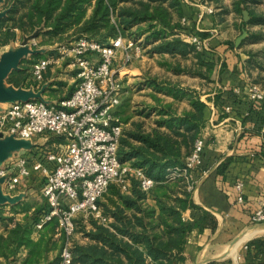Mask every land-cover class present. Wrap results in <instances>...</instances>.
Wrapping results in <instances>:
<instances>
[{
    "label": "crops",
    "instance_id": "crops-1",
    "mask_svg": "<svg viewBox=\"0 0 264 264\" xmlns=\"http://www.w3.org/2000/svg\"><path fill=\"white\" fill-rule=\"evenodd\" d=\"M209 4L215 11L197 19V14L206 10V4L202 0L183 3V15L188 18L186 26L205 33L202 37L208 49L199 51L193 46L185 54L153 52L148 66L134 62L126 70L123 64H118L124 67V96L122 94L114 111L122 117L128 109L131 110L128 116L124 114L125 121H122L123 136H126L128 132L140 129L150 132L160 128L170 132L172 127H180L184 114L192 109V98L199 96L206 103V123L200 132L205 147L200 163L190 174L195 183L193 199L200 208L187 210L184 216L192 224L205 213L207 217L202 230L193 227L190 231L184 251L185 260L176 264H203L205 259L220 256L228 249L231 253L217 261L230 259L232 264H264V259L255 258L252 252L249 254L247 247L252 239L264 238V228L251 219L252 212L264 199V101L250 99L247 92L251 84L264 87V0H209ZM245 9L250 14L247 21L243 14ZM88 11L91 13L92 8ZM244 29L247 36L237 45L236 40ZM147 37L145 34L138 39L145 49L154 48L159 40L147 41ZM37 38L42 39L41 36ZM21 39L24 38L19 31L17 40L4 46H9V51L16 50L10 45ZM90 54V57L98 58L96 53ZM65 55L62 53L56 59L51 57L56 65L50 64L47 78L33 89L39 99L47 101L45 97L49 96L52 99L47 101L49 104L56 105L69 96L78 82V70L67 68L74 65L75 60L69 64L64 61ZM159 56L161 60L156 61ZM204 62L212 63L213 67L208 69ZM73 82L75 86L67 95L48 94L53 88ZM235 88H240V91H235ZM25 89L30 90L29 87ZM10 103L7 102L8 105ZM25 143L30 155H35L34 161L45 152L60 149L64 140L55 134L42 133ZM46 163L53 165L49 161ZM126 163L132 165V162ZM36 173L42 172H34L33 175ZM42 175L46 180L45 174ZM31 176L22 177L19 183L23 185L17 193L9 194L16 201L6 202L8 204L3 207L5 215L14 214L12 206L17 205L19 210L26 207L29 210L14 214L16 220L22 221L43 204L42 198L32 196ZM24 178L28 184L22 182ZM240 180L244 182L242 203L237 201L239 190L236 184ZM149 201L154 203L152 199ZM3 230L4 226L0 224V232ZM246 233H250L248 238L234 250L240 240L233 245L232 242ZM33 236H39L36 228ZM88 240L86 238L82 242L87 243ZM26 254L25 247L20 249V261ZM50 257H53L52 253ZM1 260L6 261L4 258ZM8 262L12 264L10 260Z\"/></svg>",
    "mask_w": 264,
    "mask_h": 264
},
{
    "label": "trees",
    "instance_id": "trees-1",
    "mask_svg": "<svg viewBox=\"0 0 264 264\" xmlns=\"http://www.w3.org/2000/svg\"><path fill=\"white\" fill-rule=\"evenodd\" d=\"M183 3V0H3L0 46L16 41L19 31L23 38L41 36L42 42L64 35L69 39L86 37L109 42L119 34L135 39L146 34L147 41L159 40L154 45L155 52L185 54L194 45L179 33L192 32L194 28H183L175 18V14L179 18L183 15ZM90 8L92 12L88 16ZM143 24L147 26L141 28ZM32 56L34 58H23L21 67L10 73L11 84L29 87L27 71L31 65L26 62L32 64L39 54ZM204 65L208 69L213 67L212 63L204 62ZM191 103L192 109L184 114L180 127H172L170 132L160 128L150 132L140 129L123 136L121 160L144 168L146 174L155 179V186L149 192L143 191L135 176L131 177L129 191H122L118 183L111 182L99 203L112 219L109 224H103L89 217L90 227L82 230L89 240L87 243L74 241L72 264H176L185 260L190 231L193 227L202 230L207 217L204 212L194 224L185 220L187 210L200 208L193 199L195 183L184 175L169 176L170 168L184 166V157L193 150L206 123V103L199 96L192 98ZM150 199L154 203L146 202ZM4 206L0 204V224L4 226L0 232V264L4 263L1 258L12 264H59L63 247L59 242L63 238L56 236L58 220L46 222L39 236H33L35 224L48 210V202L37 206L33 215L22 221L16 220L14 214L28 208L19 210L17 205L12 206L14 214L5 215ZM23 247L27 254L20 261L18 253ZM247 247L249 254L264 259V238L252 239ZM56 248L59 253L51 258ZM207 264H232V261L214 260Z\"/></svg>",
    "mask_w": 264,
    "mask_h": 264
},
{
    "label": "built area",
    "instance_id": "built-area-1",
    "mask_svg": "<svg viewBox=\"0 0 264 264\" xmlns=\"http://www.w3.org/2000/svg\"><path fill=\"white\" fill-rule=\"evenodd\" d=\"M183 1L188 3L190 0ZM202 2L206 4V10L199 12L197 19L215 11L214 6L208 5L209 0ZM187 22L188 18L183 16L182 23L186 25ZM179 34L197 50L208 49L199 31L193 29ZM140 43L139 39L123 34L109 42L82 37L70 52L75 55V64L78 65V82L69 96L56 105L37 98L17 100L0 111V130L7 134L31 139L37 134L51 133L64 140L60 149L45 152L34 161L21 155L10 170L0 169V175L8 174L5 183L10 190L16 188L22 177H29L34 172L45 174L43 195L48 210L35 228L40 230L46 222L58 220L57 234L62 235L64 241L59 264H72L79 215L93 216L103 224L110 223L112 218L104 213L99 199L111 182L118 183L122 191H129L131 177L135 176L143 191L149 192L155 186V179L148 176L144 168L121 160L123 122L114 111L124 92V67L115 65L116 55L120 49L127 57L131 56V50L140 53ZM89 53H96L98 58L90 57ZM51 62L50 57L38 58L30 66V77L43 81ZM234 90L239 92L240 88ZM247 92L250 99L264 101V87L261 85L251 84ZM204 147L205 140L199 136L184 166L169 169L170 178L184 175L190 180L192 170L201 161ZM46 161L53 165H47ZM236 186L239 190L237 201L242 203L244 182L240 180ZM251 219L254 224L264 223V199L252 212Z\"/></svg>",
    "mask_w": 264,
    "mask_h": 264
},
{
    "label": "rangeland",
    "instance_id": "rangeland-1",
    "mask_svg": "<svg viewBox=\"0 0 264 264\" xmlns=\"http://www.w3.org/2000/svg\"><path fill=\"white\" fill-rule=\"evenodd\" d=\"M92 12V11H91ZM90 13V11H88V14ZM91 14V13H90ZM176 19L180 20L181 22V26L184 28V26H186L185 24L182 23V17H177V15L175 16ZM175 20V19H174ZM147 26V24H143L141 28ZM181 28V30L183 29ZM136 30V29H135ZM180 36L182 37V35L180 34ZM70 37H68V35H64L62 37H57V38H47L44 42H42V39H36L35 38H28L27 40V46L32 49V51L34 52H30V53H27L26 54V57H24L25 59H31L33 56L32 54L34 53H38L39 54V58L41 57H52V58H57L60 54H62V52H65L66 53V57H65V60L64 61H67V63H72L74 58H75V55L74 54H71L70 52L72 51V47L75 46L77 44V40L79 39H69ZM24 40L25 39H21L19 40L17 43H15L14 45H10L12 46L11 49H18L21 47V45H23L24 43ZM40 40V41H39ZM44 40V39H43ZM144 40V39H142ZM36 42V43H34ZM142 43V42H141ZM140 43V44H141ZM146 45V44H145ZM142 49H141V52L140 53H137L135 50H131V56L130 57H127V54L124 50L120 49L118 50V53L116 55V58H115V65L118 66V64H123L125 66V70L128 69V67L132 64V63H144L145 65L144 66H148V63H149V59L151 57H153V55H151V53H155V51H151L153 50V47H147L146 49L144 48L145 46L142 44ZM9 46H0V59L2 57V55L6 52L9 51ZM10 49V50H11ZM69 53L71 55H69ZM88 55H92V54H88ZM34 58V57H33ZM160 59H156V61L158 60H161V56H159ZM54 66L56 65L54 63V61H52L51 63V66ZM26 65H29L30 66V62H26ZM21 66V65H20ZM28 66V67H29ZM68 70H78V65L77 64H74V65H71V66H68L67 67ZM63 70H66L65 68ZM204 70H206V67H204ZM28 73V82L30 83L29 85V88L30 89H35V87L40 83V82H37L35 81L33 78L30 77L29 75V70L27 71ZM48 73H46L45 75V79L47 78L48 76ZM64 73V72H62ZM210 74V73H209ZM10 73L7 75V76H4L2 77V85L3 86H11V83L8 81V77H9ZM73 86H75V82L73 83H69V84H63L62 86H60L58 89H55L54 88L52 89L53 91L51 92H48L49 95H56V94H61L62 96L63 95H67L69 93V91H71L73 89ZM24 87V86H22ZM32 87V88H31ZM26 88V86H25ZM60 90V91H58ZM56 91V92H54ZM124 96V94H123ZM39 99V98H37ZM45 99L47 101H51L52 99L48 96V97H45ZM143 100V99H141ZM8 107V104L7 102H0V111L4 110L5 108ZM129 112H131L130 109H128L127 113H123V116L121 118L122 121H125V116L124 114H127V116L129 115ZM0 132L3 133V136H0V139L3 138H7L8 137V134L6 132H3L0 130ZM21 155H25V156H28V158L30 159V161H33V157L35 155H30V153L27 151L26 147L25 148H21V149H18V150H13V149H9V150H6L4 152H2L0 154V169H11L12 165L16 162L17 158ZM0 177H2V175H0ZM29 182L30 184H32V189H33V192H32V196H36V198H39L41 199L42 198V201H43V204H46V199L43 197V194L41 192V188H42V185L43 183L45 182V179L42 175V173H36L35 175H32L30 178H29ZM189 181V179H187ZM190 180L193 181V179H191L190 177ZM25 178L22 182H24V184H28L25 182ZM194 182V181H193ZM23 185V183H19V185L16 186V188L14 189V191L10 190L7 188V185L5 182H2L1 183V187H2V190L4 192V194L6 195H9L11 193H17V190L20 189V187ZM192 182L189 183V188H191L192 186ZM22 196L24 195L23 193L21 194ZM103 200V199H102ZM148 204H151L150 201H146ZM8 203H5L3 205H6ZM147 207V205H145ZM4 210V209H3ZM89 217L90 216H85V215H79L76 220H77V229H76V234H75V243H83L82 240L83 239H88L87 236L84 235L83 233V228L87 227L89 228L90 227V221H89ZM58 228V227H57ZM58 231H56V235L57 237H62V235H58L57 234ZM63 245L64 241L61 240L59 242V245ZM61 245V246H62ZM59 253V249L56 248L54 249V251L52 252L53 254V257ZM227 260V259H226ZM3 264H9V262L7 261H4L3 260Z\"/></svg>",
    "mask_w": 264,
    "mask_h": 264
},
{
    "label": "water",
    "instance_id": "water-1",
    "mask_svg": "<svg viewBox=\"0 0 264 264\" xmlns=\"http://www.w3.org/2000/svg\"><path fill=\"white\" fill-rule=\"evenodd\" d=\"M2 2L3 0H0V4ZM243 14H244V19L247 21L250 17L249 11L245 9L243 11ZM1 15H3V11H0V16ZM246 36H247V30L244 29V32L237 38L236 44L239 45L246 38ZM28 38L30 39L34 37H25L24 43L23 45H21L20 48L4 53L0 59V102H13L17 100H29V99L38 98L37 97L38 95L34 92L33 89L27 90L22 86L17 87L13 84H11V86H3L1 82L2 77L7 76L14 69L21 67L20 62L24 57H26L27 53L34 52L32 51V49H30L27 46L28 44L26 42ZM0 136H3L2 132H0ZM26 140H29V139L19 138L15 136L14 134H8L7 138L0 139V154L9 149L18 150V149L25 147ZM7 177H8V174L0 177V204L16 201V198H13L10 195L4 194L2 190L1 183L4 182ZM260 226L264 228V223H261ZM238 240H240V237L235 239L232 242V245L235 244ZM230 253H231V249H228L226 252H224L220 256L205 259L203 261V264H207L208 262H211L214 260L223 259L227 257Z\"/></svg>",
    "mask_w": 264,
    "mask_h": 264
},
{
    "label": "bare ground",
    "instance_id": "bare-ground-1",
    "mask_svg": "<svg viewBox=\"0 0 264 264\" xmlns=\"http://www.w3.org/2000/svg\"><path fill=\"white\" fill-rule=\"evenodd\" d=\"M249 235H250V233H246V235H244V236L240 239L239 243L234 247V250H236L237 246H238L241 242H243V240H245L246 238H248ZM235 253H236V252H235Z\"/></svg>",
    "mask_w": 264,
    "mask_h": 264
}]
</instances>
